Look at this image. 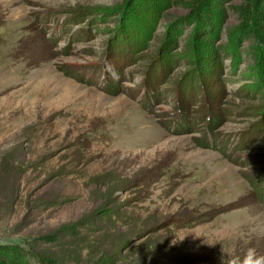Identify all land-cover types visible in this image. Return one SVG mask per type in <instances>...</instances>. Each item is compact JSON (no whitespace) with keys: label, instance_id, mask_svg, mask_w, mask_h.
<instances>
[{"label":"rangeland","instance_id":"374dc122","mask_svg":"<svg viewBox=\"0 0 264 264\" xmlns=\"http://www.w3.org/2000/svg\"><path fill=\"white\" fill-rule=\"evenodd\" d=\"M7 243L3 264H264V0H0Z\"/></svg>","mask_w":264,"mask_h":264},{"label":"trees","instance_id":"16d2710c","mask_svg":"<svg viewBox=\"0 0 264 264\" xmlns=\"http://www.w3.org/2000/svg\"><path fill=\"white\" fill-rule=\"evenodd\" d=\"M10 247H14V244L12 243H7V244H1L0 245V249L2 250V248H6V249H12ZM26 251V248L24 249ZM22 252V251H21ZM6 259H10L8 256H0V260H6ZM0 264H3L2 262H0Z\"/></svg>","mask_w":264,"mask_h":264}]
</instances>
